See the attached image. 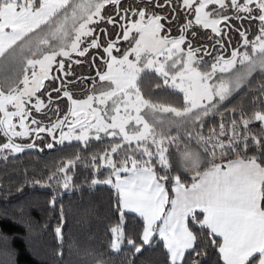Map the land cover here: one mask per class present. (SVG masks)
Wrapping results in <instances>:
<instances>
[{
	"label": "snow or ice",
	"instance_id": "1",
	"mask_svg": "<svg viewBox=\"0 0 264 264\" xmlns=\"http://www.w3.org/2000/svg\"><path fill=\"white\" fill-rule=\"evenodd\" d=\"M73 140L31 183L111 186V253L159 237L167 264H264V0H0V161Z\"/></svg>",
	"mask_w": 264,
	"mask_h": 264
},
{
	"label": "trees",
	"instance_id": "2",
	"mask_svg": "<svg viewBox=\"0 0 264 264\" xmlns=\"http://www.w3.org/2000/svg\"><path fill=\"white\" fill-rule=\"evenodd\" d=\"M259 82L260 77L256 76L253 83ZM152 86V78L145 77V90ZM154 98L178 103L182 94L176 97L161 93ZM247 99L246 96L235 95L225 101L224 106L239 108L241 101L246 103ZM213 122V119L208 120L209 125ZM79 150V142L72 141L57 144L53 149L27 150L8 161H0V206L5 205L8 209L14 206V211L0 212V233L8 237L7 242L0 241V264H94L100 253L104 254L103 259L108 264H167L166 250L156 238L139 254H133L126 245L118 254L109 251L107 229L117 219L115 190L107 185L91 186L93 174L90 169L78 166L74 187L67 191L31 183L34 179L43 180L63 160L74 157ZM186 175L190 180L191 174ZM54 194L58 201L55 210L49 203ZM61 205L65 216L62 247L54 233ZM142 223L140 217L128 213L126 232L136 235ZM203 260L204 264H218V250L209 249Z\"/></svg>",
	"mask_w": 264,
	"mask_h": 264
},
{
	"label": "rangeland",
	"instance_id": "3",
	"mask_svg": "<svg viewBox=\"0 0 264 264\" xmlns=\"http://www.w3.org/2000/svg\"><path fill=\"white\" fill-rule=\"evenodd\" d=\"M73 141H75V140H73ZM66 143L68 142V141H65ZM101 185H103V184H101ZM108 186V185H107ZM9 191V190H8ZM26 200V199H25ZM29 201H32L31 199H28ZM29 201H27V202H29ZM1 204V203H0ZM31 204V203H30ZM32 206V205H31ZM12 207H14V206H11V208L10 209H8V207H6L5 205H1L0 206V212H2L3 210H5V211H14L13 209H12Z\"/></svg>",
	"mask_w": 264,
	"mask_h": 264
},
{
	"label": "crops",
	"instance_id": "4",
	"mask_svg": "<svg viewBox=\"0 0 264 264\" xmlns=\"http://www.w3.org/2000/svg\"><path fill=\"white\" fill-rule=\"evenodd\" d=\"M132 214H134V213H132ZM136 215V214H135ZM156 239H158L159 240V237H155ZM163 244V243H162ZM222 262V261H221Z\"/></svg>",
	"mask_w": 264,
	"mask_h": 264
},
{
	"label": "flooded vegetation",
	"instance_id": "5",
	"mask_svg": "<svg viewBox=\"0 0 264 264\" xmlns=\"http://www.w3.org/2000/svg\"><path fill=\"white\" fill-rule=\"evenodd\" d=\"M41 147H43V145H41Z\"/></svg>",
	"mask_w": 264,
	"mask_h": 264
}]
</instances>
